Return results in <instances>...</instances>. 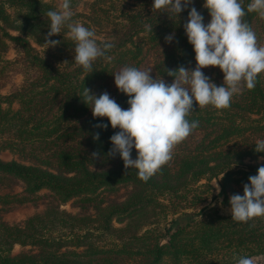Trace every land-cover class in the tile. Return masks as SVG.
<instances>
[{
    "label": "trees",
    "instance_id": "1",
    "mask_svg": "<svg viewBox=\"0 0 264 264\" xmlns=\"http://www.w3.org/2000/svg\"><path fill=\"white\" fill-rule=\"evenodd\" d=\"M250 2L241 0L247 13L244 20L264 46V17L247 11ZM152 4L153 0H92L86 11L72 10V21L94 30L101 47L103 42L114 45L93 62L90 73L74 61L75 42L67 27L50 37L60 43L47 47V12L55 10L50 3L0 0V74L1 53L8 41L22 47L27 62L21 88L0 94V152L8 150L29 161L0 157V182L15 179L24 185L25 193L47 189L51 197L45 210L23 224H0V264H234V255H264V216L236 222L231 214L206 205L194 214L172 218L163 227V239L160 228L143 229L153 222L138 221L148 209L167 208L163 202H168L173 213L202 202L201 194L208 192L211 179L219 183L212 198L229 208L233 194L243 195L248 177L264 165V152L255 151L256 141L264 139V72L258 74L254 89L245 87L234 94L228 108H201L194 103L187 119L199 121L198 127L175 146L171 160L147 182L138 177L137 169H125L119 154L102 157L103 161L90 156L93 151L107 153L112 147L109 138L119 128H112L107 117H93L91 105L82 101L84 87L97 97L107 92L127 109L128 97L117 89L113 75L122 67L148 68L150 75L167 83L173 78L166 69L196 67L195 52L183 27L188 10L176 17ZM192 6L206 25L210 14L204 0H193ZM146 24L153 25V32L145 30ZM170 33L175 39L165 43ZM28 37L43 50L36 51ZM201 70L222 86L218 66ZM98 123L108 127H93ZM96 132L99 140H93ZM131 153L135 155L133 149ZM122 183L132 186L129 196L104 205L100 191ZM78 196L87 203L81 208L93 202V215L60 209ZM114 217L125 223L114 226ZM15 244L31 248L11 254Z\"/></svg>",
    "mask_w": 264,
    "mask_h": 264
},
{
    "label": "clouds",
    "instance_id": "2",
    "mask_svg": "<svg viewBox=\"0 0 264 264\" xmlns=\"http://www.w3.org/2000/svg\"><path fill=\"white\" fill-rule=\"evenodd\" d=\"M193 0H153L152 8L168 9L178 14L188 10L183 27L188 42L195 52L196 67L192 70L184 66L166 69L172 82L156 79L150 70H140L124 66L114 73L117 89L127 97L129 107L122 109L107 92L98 97L84 87L83 102L91 105L93 117H107L112 128H119L109 139L112 147L107 153L93 151L92 159L115 158L123 160L124 167L138 170V177L147 182L161 167L171 160L174 147L185 140L199 125V121H189L187 117L195 105L216 109L230 107L234 94L243 88L256 87L258 74L264 72V46L251 26L244 20L246 11L241 0H204V7L210 14L205 25L203 16L192 6ZM248 12H257L264 17V0H251ZM164 12V11H160ZM71 0H62L59 10H49V31L44 37L47 47H55L60 41L50 37L60 34L67 27L69 37L75 42L74 61L87 72L93 71V62L105 56L114 45L98 44L94 30L79 22H73ZM145 30L153 32V25L146 24ZM175 39L174 33L165 36V43ZM218 66L223 73L222 86L215 85L202 68ZM93 127L106 129L107 124L98 123ZM100 133L93 134L99 140ZM137 155L132 159L131 150ZM256 152H264V139L255 143ZM102 160V161H103ZM222 178V177H221ZM243 185V195L233 194L229 199L231 219L247 223L264 216V165L258 167L257 174L248 177ZM218 188V185H217ZM219 191V188H218ZM235 264H257L250 256H233Z\"/></svg>",
    "mask_w": 264,
    "mask_h": 264
},
{
    "label": "rangeland",
    "instance_id": "3",
    "mask_svg": "<svg viewBox=\"0 0 264 264\" xmlns=\"http://www.w3.org/2000/svg\"><path fill=\"white\" fill-rule=\"evenodd\" d=\"M50 3L55 10H59V5L62 0H44ZM92 0H71V10H76L77 12H84L87 10L88 3ZM12 34H18L16 31L11 30ZM28 41L34 47L36 51H42L43 48L38 46L36 42L28 37ZM3 61V72L0 74V94L7 95L17 89L21 88V84L24 81V76L26 75L25 66L27 62L23 54V49L21 46L14 42H7V48L4 52L1 53ZM149 67V66H147ZM140 70H149L148 68H140ZM31 71V70H30ZM151 71V70H150ZM32 74V71L29 73ZM34 74V73H33ZM151 74V73H150ZM197 137V136H195ZM182 146V145H181ZM175 148V147H174ZM135 155L131 153L132 159L136 158L137 152L133 148ZM0 157L3 160H22L25 163H28V159H22L17 154H14L8 150H3L0 152ZM201 182L207 183L206 180ZM219 183L218 179H211L210 188L208 192H202L203 201L199 202L195 206H189L180 208L178 212L173 213L172 208L168 206V202H163L167 205V208L153 207L152 210L148 209L145 215L139 217L138 221H151L153 222L150 226L147 227H156L162 230L161 239L165 237L164 226H168L172 218H177L180 214L183 213H192L198 212L203 206L214 205L217 209L225 215L231 214L228 211L229 207L225 204L220 203V199L212 198L218 193ZM132 191V186L127 183H122L115 185L112 188H105L100 191L99 198H103L105 204L109 203V200L115 202L124 201ZM49 191L47 189H42L36 194H27L24 191V185L17 180H5L0 182V224H23V222L30 216L42 212L50 204L51 197L48 196ZM87 203L79 201V196L75 197L65 204L60 205V209L66 210L74 215H86L90 213L93 215L95 211L92 209L93 202L88 205V208H81V206H86ZM184 217V216H182ZM202 218V216H200ZM117 218H113L112 224L114 226H122L125 221L118 222ZM106 240V239H104ZM31 248L30 246H22L20 244H15L12 247L11 254H16L22 250H27ZM257 259V264H264V255H255L252 256ZM235 264V263H234Z\"/></svg>",
    "mask_w": 264,
    "mask_h": 264
}]
</instances>
